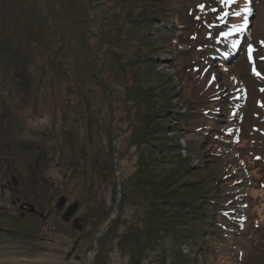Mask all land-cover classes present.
<instances>
[{"label": "rangeland", "instance_id": "rangeland-1", "mask_svg": "<svg viewBox=\"0 0 264 264\" xmlns=\"http://www.w3.org/2000/svg\"><path fill=\"white\" fill-rule=\"evenodd\" d=\"M4 1L0 38L6 29L17 46L58 54L62 69L40 91L30 83L29 94L18 87L11 99L7 86H0V264H83L92 246V264H130L131 256L117 248L121 222L105 235L110 218L118 216L121 175L130 173L137 159L135 148L119 158L129 125L121 108L129 99L128 88L131 104L153 111L171 104L173 112H193L194 124L212 123L202 109L218 110L211 126L225 136L221 147L204 140L188 151L192 132L186 138L178 135L183 145L181 190L194 189L190 194L196 196L212 180L208 193L216 190L217 204L204 208H226L236 224L226 225L227 238L216 228L218 237L203 244L195 264H264V0H168L167 27L178 35L170 43L144 26L142 18L149 16L152 26L160 25L153 14H141L148 0H83L82 11L91 17L87 23L76 17L63 23L59 18L66 6L57 3L52 10L53 5H46L48 30L36 29L40 18L25 0H8L11 10L4 9ZM77 1L70 0L78 11ZM111 118L115 128L108 134ZM167 120L168 126L179 123L168 117L157 118L156 124ZM22 140L47 149L38 171L48 181L50 195L66 194L68 202H79L80 214H89L86 223L82 220L83 230L62 220L56 201H41L25 184L15 189L12 178L28 173V164L39 158V151L21 148ZM111 165L120 169L113 173ZM101 175L107 179L93 187ZM16 194L47 216L52 213L48 218L20 217L18 205L11 202ZM158 253L143 264H156Z\"/></svg>", "mask_w": 264, "mask_h": 264}, {"label": "trees", "instance_id": "trees-1", "mask_svg": "<svg viewBox=\"0 0 264 264\" xmlns=\"http://www.w3.org/2000/svg\"><path fill=\"white\" fill-rule=\"evenodd\" d=\"M41 1L43 9L40 0H25L33 12L26 11H30L34 15L37 14L40 18L37 21L36 29H50L46 21L48 18V13H45L46 5L47 7L53 5L52 10L55 9L57 3H60L63 7L66 6L64 15L59 18L63 23L68 18L73 19L76 17L79 20H86V23L88 19H91L87 16L86 10L82 11L86 6L83 0L80 3V0L75 2L78 11L70 0ZM140 1L144 2L145 0ZM148 1L150 5L146 10L141 8V14H153V20H158L160 25L152 26L153 23L148 21L152 17L149 16L142 18L146 21L144 26L151 29L150 31L156 29L159 32V38L167 43L178 39L177 33L170 31L167 27L170 23L168 20L170 18L168 0ZM2 4L0 6H3ZM6 4H8V0H6L4 9L10 8L11 10L12 8ZM80 11L82 14L78 15ZM172 11L175 12L173 8ZM16 16L19 17L20 15L17 13ZM5 18L7 19V15ZM109 18L112 19L114 16H109ZM24 19L26 22L28 21L27 17ZM5 30L1 31L3 38H0V86H7L6 90H8L10 99L18 87L29 94L32 91L28 89L30 83H35L37 90L40 91L45 84L48 85V82H55V78H58L61 71L60 68L62 69L59 64L61 58L58 57V54L52 57L45 50L41 52L36 51L35 47L28 49L21 44L17 46L5 35ZM7 31H9V23ZM165 35L169 40L165 39ZM1 47L7 48V50ZM41 60H43L42 63H40ZM64 71L67 73L66 68ZM50 77L53 79L48 81ZM35 79L37 81H33ZM109 91L111 92L110 89ZM128 92V97L131 99L130 88H128ZM1 97L0 102H2ZM129 99L121 105L125 112L123 121L129 125L124 142L121 143L122 150H119V158L120 160L125 158L130 150L135 148L137 159L133 161V170L128 174L122 173L121 175V197L116 206L118 216L116 219H114L115 217L110 218V227L105 235H109V232L112 231L111 226L114 223L121 222L122 226L119 225L124 230L116 235V238H118L117 248L125 255L131 256L130 264H143L149 259L150 255L159 251V256L155 260L156 264H195L198 256L201 255L200 250L203 251V244L207 245L210 238L218 237V231L220 230H215L216 228L224 232L223 238H227L226 227L233 228L236 227V224H232L234 218L230 217V213L226 208L220 210L218 208L216 212H214L215 207L213 209L204 208V206H215L217 204V200H215L216 190L208 193V190L214 188L211 184L212 180L206 186L199 188L196 196L190 194L194 189L181 190V186L184 185L183 182H180L183 145L179 143L178 135L181 133V136L186 138L189 136L187 134L192 132L193 135L188 138V151H192L197 145L203 144L204 140L211 141L215 144V148L221 147L222 143L220 141L224 140L225 136L217 134L215 132L217 129L214 130L211 126V124H216L217 119L213 115H216L218 110L202 109L201 113L208 116L212 123L203 120L201 124H194L195 120L191 111L187 113L173 112L168 109L171 104L166 108L153 111L150 107L135 106L130 103ZM37 105H39L38 100L35 105L36 110L38 109ZM6 109L10 111L11 105L9 109L6 106ZM110 114L115 117V113L111 110ZM168 117L176 118L179 123L168 126L170 121L167 120L168 122L162 121L156 124L157 118L168 119ZM114 121L111 118V128L105 127L108 134L111 129L115 128ZM110 141L113 149V139L110 138ZM218 153L216 155L220 156L221 153ZM114 168L111 165L113 173L117 168L120 169V165L118 167L116 165V168ZM98 179L95 180V176H93L92 180L96 182L93 181V187H98L97 183H100L99 186L101 187L107 178L101 175V178ZM113 189L117 195L116 183L114 182ZM218 216L221 219H227L229 223L225 224L223 221H219ZM8 231H11V229L9 228ZM175 253L177 254L176 260H172L171 255ZM99 256H101L100 253L97 254V257Z\"/></svg>", "mask_w": 264, "mask_h": 264}, {"label": "flooded vegetation", "instance_id": "flooded-vegetation-1", "mask_svg": "<svg viewBox=\"0 0 264 264\" xmlns=\"http://www.w3.org/2000/svg\"><path fill=\"white\" fill-rule=\"evenodd\" d=\"M20 145V143H19ZM12 145H7V148H11ZM42 146L40 145H36L34 148V150L39 151V158L32 163L28 164V173L24 174L23 176H19V178L13 177L12 178V182L15 186V189L17 190L19 188V184H21L20 187H24V184L26 185L27 188H29L32 192V194L37 195L39 197V199H41V201L48 199L49 203H52L54 201H56L55 203V208L58 211V213L62 214L65 212V210L67 209V207L72 203V202H68L69 198L66 194H51L49 193V184L48 181L40 174L39 170V164L46 158L47 156V150L45 148V154L42 155L43 150L41 149ZM16 178V180H14ZM30 179V181H29ZM9 190L13 191L14 194L16 193L15 190L12 187H7ZM49 194V195H48ZM65 195L66 196V204L62 207L61 210L57 209V203L59 201L60 196ZM11 202L13 204H17L19 207V216L22 218L31 216L32 218H45V217H49V215L52 213L49 212L50 214H48V216L46 215L45 210L40 209L39 206H37L36 204H33L31 202H28L24 197L22 196H18V194H16L15 198L11 199ZM79 204V202H76ZM46 218V220H47ZM62 218V215H61ZM77 219L79 221V224L82 226V229L84 227L83 225V219H85V223L87 222V220H89V214H85L82 215L80 214V206H78V210L77 212L72 216V218L70 219V221H65L66 223L72 222ZM63 220V219H62ZM64 221V220H63Z\"/></svg>", "mask_w": 264, "mask_h": 264}, {"label": "water", "instance_id": "water-1", "mask_svg": "<svg viewBox=\"0 0 264 264\" xmlns=\"http://www.w3.org/2000/svg\"><path fill=\"white\" fill-rule=\"evenodd\" d=\"M20 145H21V147L22 148H25V149H29V148H34L35 146H36V144L35 143H33V142H31V141H29V140H24V141H21L20 142ZM42 150H43V153H42V155H44L45 154V148H41ZM14 180H16V178L14 179ZM29 181H30V179H29ZM66 201H67V199H66V196L65 195H62V196H60V198H59V201H58V203H57V209H59V210H61L62 209V207L66 204ZM78 203H76V202H74V203H71L68 207H67V209L65 210V212L62 214V219L64 220V221H70V219L72 218V216L77 212V210H78ZM114 217V216H113ZM108 223V221L106 222V224ZM72 224H73V227H75V228H77L78 230H81L82 229V226L79 224V221L77 220V219H75L73 222H72ZM105 224V225H106ZM105 230H106V228H105ZM102 234H98L97 236H96V238H98V237H100ZM92 249V248H91Z\"/></svg>", "mask_w": 264, "mask_h": 264}, {"label": "bare ground", "instance_id": "bare-ground-1", "mask_svg": "<svg viewBox=\"0 0 264 264\" xmlns=\"http://www.w3.org/2000/svg\"><path fill=\"white\" fill-rule=\"evenodd\" d=\"M95 255H96V251L93 250V246H92V249L88 252L87 257L83 264H92Z\"/></svg>", "mask_w": 264, "mask_h": 264}, {"label": "snow or ice", "instance_id": "snow-or-ice-1", "mask_svg": "<svg viewBox=\"0 0 264 264\" xmlns=\"http://www.w3.org/2000/svg\"><path fill=\"white\" fill-rule=\"evenodd\" d=\"M222 3H229V2H234V0H221ZM201 8H203V5L200 6ZM264 43V42H262ZM249 49L251 51V46H249ZM251 59V56H250ZM253 71L255 72V69H253ZM257 75H259V73H256Z\"/></svg>", "mask_w": 264, "mask_h": 264}]
</instances>
